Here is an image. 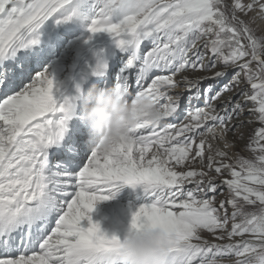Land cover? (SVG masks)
<instances>
[{
	"label": "snow or ice",
	"instance_id": "obj_1",
	"mask_svg": "<svg viewBox=\"0 0 264 264\" xmlns=\"http://www.w3.org/2000/svg\"><path fill=\"white\" fill-rule=\"evenodd\" d=\"M251 12L257 17L242 18ZM73 17L130 54L114 82L108 74L99 86L115 87L130 100L147 96L163 115L156 125L142 122L111 151L92 148L74 166L53 169L49 149L64 139L82 93L77 86L76 96L54 95L58 86L46 68L26 84L29 66L40 65L26 50L39 44L49 19L63 24ZM257 18L264 20V0H93L91 15L82 17L73 0H0V264H121L123 240L107 235L90 215L121 183L145 193L130 230L158 228L172 238L166 264H221L233 257L234 264H264V34L255 33ZM202 40L210 55L197 47ZM214 58L223 65L214 76L175 79L209 71L206 60L214 68ZM229 67L239 69L229 83L202 88V80L222 79ZM107 73L103 61L92 69L94 76ZM241 75L252 90L243 93L244 103L253 105L249 111L261 125L247 146L254 157L228 163V153L217 149L204 171L208 135L223 140L232 130L227 121L243 111L237 102L221 114L213 102L239 85ZM181 83L189 93L187 122L174 123L183 93H169ZM197 162L201 170L190 167ZM212 171L228 178L218 184ZM222 186L228 197L217 206ZM203 232L230 242L209 243ZM235 237L241 239L231 242Z\"/></svg>",
	"mask_w": 264,
	"mask_h": 264
},
{
	"label": "rangeland",
	"instance_id": "obj_2",
	"mask_svg": "<svg viewBox=\"0 0 264 264\" xmlns=\"http://www.w3.org/2000/svg\"><path fill=\"white\" fill-rule=\"evenodd\" d=\"M92 2L93 0H73V7L78 6V11L81 14V17L90 16L92 9ZM227 2L231 3V0H227ZM252 17H257V13L251 12L248 14V16H242L243 19L249 22H250V18ZM258 21H261L262 23L264 22V20L257 18L255 24H257ZM255 24L252 26L255 30L256 35L260 36L264 34V30H262L263 28L259 26H255ZM90 36H92V34L87 31V22L81 19L80 17H73L72 20L63 24H57L55 18L49 19L40 29V37L41 38L47 37V39H45L44 42L40 43L38 47L35 48L34 53L31 54V55L39 56L40 65H37L35 62H33L29 66V78L25 80V83L26 84L31 83L32 78H34L36 74H38V72L41 71V69L43 71L46 68V65H48L47 67L48 70L52 69L50 70V72L51 71L53 72V70H55L54 71L55 74L52 75L53 77H57V76L59 77V81H61L60 83L61 85L65 84L66 82L65 78L68 77L70 78L69 79L71 80L70 83L67 82L63 90V93L66 92L65 95L63 94V97H71L73 93L77 94L76 93L77 86L80 87L81 93H84L88 88H90L93 85H98V86L101 85L106 80L108 74H110V79L113 80L114 82L115 73L119 70L120 63L122 65L123 62L127 59L128 55L130 54L121 51L111 56L112 54L111 50H114L116 46L113 42V39L107 33H97L94 36H92L91 39H89ZM203 43H204L203 40L199 41L197 47L201 51L205 52L207 55H210L209 53H207V50L203 49ZM150 47L151 45H149L147 42L142 44V48L144 49V51L149 50ZM92 51L95 53H93ZM108 54H110L111 58L109 60L106 58L108 73L105 76H94L92 74V71L88 72L85 75L86 71L83 68H86L87 66H91L95 62H98L100 59H102L104 56L106 55L108 56ZM93 55L95 56L93 57ZM214 60L216 64L214 68L211 67V62L206 60V62L210 64L209 71L193 72L189 70L187 72L177 75L175 79L177 81L182 80L183 76H187L193 79L199 77H212L214 76V73L216 71L223 70V65L219 61V59L214 58ZM81 66L83 68H80L78 70V68ZM49 67L51 68L49 69ZM253 67H255V65H253ZM238 71H239L238 68L229 67L227 69V75L225 77L216 80H210V79L202 80L201 86L203 88L206 87L208 84H212L216 90H219L224 84L229 83L232 80L234 73ZM61 85L58 88H60ZM182 85L183 84H180L179 87L170 91L169 93L170 95L173 96H175L176 93H181V92L183 93V96L181 98L180 118L176 121H173L174 123H180L181 121H184V116L186 115L185 108L187 105V97L189 93L182 88L183 87ZM57 91L54 92V95L60 96L59 90ZM251 91L252 90L250 85L246 81H244L243 75H241V82L239 83V85L233 84L231 91L223 93L219 100L213 102L217 109V112L221 114H223L225 107L231 108L232 105L237 102L243 104V111L238 115H234L233 119H231L230 121H227V127L232 130L228 131L225 134L223 140L214 139L211 134L208 135L207 142L208 144L211 145V152L207 151V146H206L205 161H204L205 167L203 168L204 171H209L206 167L208 163L207 156L208 155L215 156L217 149L223 150L228 153V157L225 158V162L228 163L233 162L238 156L244 158L254 157V154L248 149L247 146L250 142V137L254 134V130L260 127L261 125L259 124L256 115L253 112L249 111V109L253 108V105L251 103H244L243 93L247 92L251 94ZM79 104L80 101H78L76 106V111H75L76 114L72 122L73 126L71 125L70 132L66 137L67 144H63L64 146H60L61 150H65V147L68 148V145L69 146L72 145L73 148H75L74 151L72 149L67 151L69 155L71 152L70 155L71 159L69 160L71 161L72 166L75 165L76 157H79V155L80 156L84 155L85 153H90L92 149V145L90 141L88 142L89 143L88 145L81 142L83 138L85 141H88L89 136L86 127L79 118V111H78ZM200 106H203V100L200 101ZM79 124L80 126H78ZM219 131L220 129L217 128V132ZM77 139L78 142H76ZM75 142L79 146H75L74 144ZM225 142H227L231 146L225 148L224 147ZM153 150L155 151V149ZM150 155L151 153H149V157ZM52 159L53 157H51V160ZM216 159L219 160L221 158L217 157ZM55 161L52 162V164H55ZM59 164L60 165L62 164L63 166L65 163L63 161H60ZM190 167H194L197 170H201V165L198 162L195 163L194 165H190ZM177 170L185 171L187 169L178 168ZM210 174L213 177H216V182L218 184H220L223 179L228 178L226 171L223 174V176H219L214 171H212ZM192 186L193 185H188V187H192ZM227 197H228L227 187L222 186L221 192L217 193L215 196V202L217 206L219 205L221 200H224ZM145 202H146L145 193L143 191L142 186H137L136 188H133L129 185L121 183L119 190L115 191V195L113 196V198L106 200L104 202L103 201L98 202L95 206V210L93 211L94 214L92 212L90 215L96 220H99V218L106 215L107 213L108 214L106 215V218H110V216H113V214L116 213L115 215L117 216V220L119 221L123 215L125 217L128 216L126 220V225H128L127 228H129L130 227L129 221H131L130 218L132 216V213L136 211L135 208H138L141 204ZM227 210L230 215L232 211L231 206H228ZM123 212L124 214H122ZM128 212H130V214ZM230 226L231 225L229 224V228ZM208 234H209L208 232H203L202 237L206 239ZM247 238L248 237L246 236L245 239ZM240 239H241L240 237H235L233 238V241L238 242ZM233 260H235V257H233L231 260H227V259L223 260L221 264H226V263L228 264L229 261L231 262L229 264H234Z\"/></svg>",
	"mask_w": 264,
	"mask_h": 264
},
{
	"label": "clouds",
	"instance_id": "obj_3",
	"mask_svg": "<svg viewBox=\"0 0 264 264\" xmlns=\"http://www.w3.org/2000/svg\"><path fill=\"white\" fill-rule=\"evenodd\" d=\"M161 109L147 96L130 100L121 90L93 85L81 96L79 118L92 148L111 151L144 121L156 125ZM172 238L160 229L128 230L119 249L121 264H166Z\"/></svg>",
	"mask_w": 264,
	"mask_h": 264
},
{
	"label": "bare ground",
	"instance_id": "obj_4",
	"mask_svg": "<svg viewBox=\"0 0 264 264\" xmlns=\"http://www.w3.org/2000/svg\"><path fill=\"white\" fill-rule=\"evenodd\" d=\"M246 2H248V0H246ZM244 18V17H243ZM264 22L262 23L261 21H258L257 22V24H255V26H259V27H262L263 29L262 30H264ZM44 34V33H43ZM45 39H47V37H43V38H41L40 37V42H39V44L40 43H42V42H44L45 41ZM105 43V42H104ZM39 44H37V45H35V46H33L32 48H30V49H28V50H26V52H27V54L29 53V54H33L34 53V50H35V48L36 47H38V45ZM93 50V49H92ZM94 51V50H93ZM92 51V52H93ZM91 52V51H90ZM109 52V51H108ZM111 52H112V54H111V56L113 55V54H115V53H117V52H121V50L120 49H118V48H116L115 47V49L114 50H111ZM93 53H95V52H93ZM85 55V54H84ZM88 55V54H87ZM97 55V54H96ZM86 56V55H85ZM95 55H93V57H94ZM111 56H110V54H108V56L106 55V56H104L102 59H100L99 61L101 62V61H103V62H107V59L109 60L110 58H111ZM86 58V57H85ZM107 58V59H106ZM82 59V58H81ZM96 60V59H95ZM99 61L98 62H95L94 64H92L91 66H87L86 68H83L82 66L81 67H79L78 68V70L80 69V68H83L86 72H85V75L88 73V72H91L92 71V69L94 68V67H96V65L99 63ZM83 62V61H82ZM88 62V61H87ZM87 65V64H86ZM53 66V65H52ZM78 66H79V64H78ZM48 67V65H46V69H48L47 68ZM51 67H49V69H50ZM53 68V67H52ZM50 70H52V69H50ZM49 70V71H50ZM41 71H42V69H41ZM55 70H53V72L51 71V73L52 74H55V72H54ZM40 72V71H39ZM35 73H37V72H35ZM37 75V74H36ZM60 76V75H59ZM75 77V76H74ZM73 78V77H72ZM70 78L68 77V78H65V84H63V85H61L60 83H61V81H59V77L57 76V77H54V80H55V82H56V84H57V86L59 87L60 85H61V87L60 88H58V90H59V95H60V97H63V94L65 95V93L66 92H64L63 93V90H64V88H65V86H66V84H67V82L68 83H70V81L71 80H69ZM94 79V78H93ZM58 81H59V84H58ZM179 81H181V80H179ZM182 84V83H181ZM183 87V89H185V87H184V85H182ZM82 87V86H81ZM181 88V89H182ZM58 92V91H57ZM77 93V92H76ZM83 94V93H82ZM77 94H75V93H73L72 94V96H76ZM71 96V97H72ZM78 101H80V100H78ZM78 101H77V103H78ZM75 111H76V108H75ZM79 111V110H78ZM75 117V116H74ZM74 117H73V119L72 120H70L69 121V124H68V131L66 132V134H65V136H64V139L59 143V144H57V145H54L53 147H51L50 149H49V165H50V167L51 168H57V167H63L64 169H68L70 166H72V163H71V161L69 160V159H71V152H70V155L68 154V150H70V149H72L73 151H74V149L75 148H73V146L71 145V146H69L68 145V148L67 147H65V150H61V148H60V146H64L63 144H67V142H66V137L68 136V134H69V132H70V129H71V125H72V122H73V120H74ZM73 126V125H72ZM78 126H80V124L78 125ZM71 134V133H70ZM85 137V136H84ZM75 139V138H74ZM76 142H78V139L76 140ZM74 143L75 144V146H79L77 143ZM81 142H83L84 144H86V145H88L89 143V140L88 141H85L84 140V138H83V140H81ZM79 151V150H78ZM57 154H63L64 155V159H57L56 158V156H57ZM80 156V155H79ZM51 157H53V159L51 160ZM56 160V161H55ZM55 161V164H52V162H54ZM60 161H63L65 164L64 165H66V166H62V164L60 165L59 164V162ZM140 188V187H139ZM121 190H123V189H121ZM104 202V201H103ZM119 207V206H118ZM134 208V207H133ZM132 208V209H133ZM113 209V208H112ZM111 209V210H112ZM136 210H137V208H135ZM107 210H108V208H107ZM127 210V209H126ZM129 210V209H128ZM119 211V210H118ZM125 211V210H124ZM120 212V211H119ZM126 212V211H125ZM129 214H130V212H128ZM93 214H94V212H93ZM108 214V213H107ZM106 214V215H107ZM116 214V213H115ZM115 214H113V216H110V218H106V215H104V216H102L101 218H99L98 216V218H99V220H96L95 218H93L92 216V218H93V222H97V223H99L100 224V227H101V230L102 231H104L107 235H109V236H112V235H116V236H118L121 240H123L124 239V236H125V234H126V231L128 230V228H127V226L128 225H126V220H127V217H125L124 215L122 216V218L120 219V221L119 220H117V216L115 215ZM122 214H124V212L122 213ZM118 215V214H117ZM94 216V215H93ZM120 216V215H119ZM131 219V218H130ZM119 221V222H118ZM130 222V221H129ZM129 224V223H128ZM82 226H84V227H87L88 226V223H87V221H83L82 222ZM206 240L209 242V243H228V242H230V241H228L227 239H225V240H216L215 239V237L212 235V234H208V236L206 237ZM232 242H235V241H232ZM233 262H234V260H233ZM229 263H231L230 261H229ZM228 263V264H229ZM227 264V263H226Z\"/></svg>",
	"mask_w": 264,
	"mask_h": 264
}]
</instances>
